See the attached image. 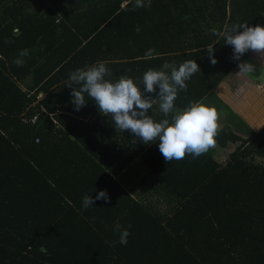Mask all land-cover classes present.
Masks as SVG:
<instances>
[{
	"label": "trees",
	"instance_id": "16d2710c",
	"mask_svg": "<svg viewBox=\"0 0 264 264\" xmlns=\"http://www.w3.org/2000/svg\"><path fill=\"white\" fill-rule=\"evenodd\" d=\"M134 3L0 0V264H264V126L220 125L216 145L233 144L226 162L209 150L166 163L158 141L117 131L87 95L77 111L67 86L71 72L98 61L107 62L106 79L139 82L166 61L178 67L193 59L200 71L175 107L214 96L254 51L235 60L233 47L211 30L264 27V0ZM22 49L29 52L17 66ZM148 114L165 118L158 104ZM137 155L159 180L167 213L113 176ZM101 190L110 201L83 210V197ZM117 223L131 226L126 246L113 243Z\"/></svg>",
	"mask_w": 264,
	"mask_h": 264
},
{
	"label": "clouds",
	"instance_id": "9594fccd",
	"mask_svg": "<svg viewBox=\"0 0 264 264\" xmlns=\"http://www.w3.org/2000/svg\"><path fill=\"white\" fill-rule=\"evenodd\" d=\"M142 7H151V0H135L134 8ZM240 29L243 31H239ZM136 31H140L139 26ZM211 31L223 38L225 44L233 47L235 60H240L249 50L264 55V27L260 25L250 27L248 23H239L225 25L222 31H217L216 28ZM11 42L5 41L6 44ZM206 48L211 63L216 64L213 45ZM28 52V49H22L14 63L23 66L22 58L26 57ZM153 53L154 49H150L147 54ZM106 63L98 61L70 73L67 86L73 88L70 93L71 103L77 111L86 105L87 95L95 101L103 115L111 117L117 131L129 130L144 144L158 141L159 151L166 163L182 160L186 155L197 158L216 146L222 116L216 106L205 103L204 99L192 102L183 109L176 108L174 103L178 93L187 90L186 81L200 71L195 60H186L178 67L175 62L166 61L159 70H147L139 82L126 75L120 76L116 81L106 79L111 76ZM238 66L240 71L237 75L240 76L252 74L254 71V66L250 63H240ZM157 86L159 92L156 99L144 95L155 93ZM239 91L243 92L244 89ZM154 104L159 105V111L165 117L158 122L148 114ZM101 199L110 201L107 190L99 191L95 198L86 194L82 200V209L87 210L94 205L95 200ZM130 227L129 225L124 228L119 223L115 224L114 231L119 233V240L113 243L126 246L131 235Z\"/></svg>",
	"mask_w": 264,
	"mask_h": 264
},
{
	"label": "crops",
	"instance_id": "0c3cea01",
	"mask_svg": "<svg viewBox=\"0 0 264 264\" xmlns=\"http://www.w3.org/2000/svg\"><path fill=\"white\" fill-rule=\"evenodd\" d=\"M248 57L241 63H246ZM254 62L257 64L254 70L260 74H257L256 76V79L259 77L257 79V84L255 83L254 86L253 84L249 85V83L254 82L252 77H240L236 73L234 74L235 76L230 74L212 90L214 96H210L204 100L205 103L216 106L219 112L222 111L223 113H226L227 121L225 124L229 120L233 122H242L239 123L240 130H252L257 132L264 126V74L261 75L262 70H264V55L262 58ZM237 70L240 71L239 67ZM231 77L233 79L241 78L244 80V86L235 90L231 84ZM241 88L244 89L243 92L239 91ZM250 98L253 102L255 101V103L252 111H250L252 115L251 119H248L246 116H242L241 112H243L242 108L247 109L248 99ZM239 119H241V121ZM243 133L241 134L245 136ZM226 148L216 145L210 150L213 152V157L219 162H226V160L230 158V154L226 159H219V157L221 158L222 156L220 150ZM218 155L219 157H217ZM113 176L119 180L128 192H131L132 195L139 197L145 201V203H148L153 209L162 213L168 212L169 207L167 204V198L164 197V194L158 189L159 180H156L155 173L149 170L141 155H137L132 162H128L121 170L115 172Z\"/></svg>",
	"mask_w": 264,
	"mask_h": 264
},
{
	"label": "rangeland",
	"instance_id": "374dc122",
	"mask_svg": "<svg viewBox=\"0 0 264 264\" xmlns=\"http://www.w3.org/2000/svg\"><path fill=\"white\" fill-rule=\"evenodd\" d=\"M262 56L263 55H261V54H258V53H253L251 56H249L248 57V59H247V61H246V63H250V64H252L253 66H254V69H255V67H256V63L254 62V61H256V60H258V59H260V58H262ZM258 58V59H257ZM258 68V67H257ZM239 72V70H237L236 69V74ZM257 74H258V72L257 71H253V73L252 74H248V75H246V76H240V75H238V76H240V77H252V79H253V83H249V85L250 84H253V86L255 85V83L257 84L258 82H257V79L259 78H257L256 79V76H257ZM231 75H233V76H235L233 73L231 74ZM258 75H260V74H258ZM231 79V81H232V87L235 89V90H238L241 86H244V80H242V79H238V78H230ZM233 79V80H232ZM249 85H247V86H249ZM245 87H246V85H245ZM39 97H41V95L39 96ZM254 103H255V101L253 102V100H251V98L250 99H248V104H247V109H243L242 108V111L243 112H241L242 113V116L244 115V116H246L248 119H251V112L250 111H252V108H253V105H254ZM245 112V113H244ZM221 113H222V116H221V118H220V121H219V125H222V124H225V122L227 121L226 119H227V115H226V113H223L222 111H221ZM232 149H233V144H229L228 145V147L226 148V149H223V150H220L221 152H222V156H221V158L219 157V155L217 156V157H219V159L220 160H223V159H226V158H228V156H229V154L231 153V151H232Z\"/></svg>",
	"mask_w": 264,
	"mask_h": 264
},
{
	"label": "built area",
	"instance_id": "2783aa9c",
	"mask_svg": "<svg viewBox=\"0 0 264 264\" xmlns=\"http://www.w3.org/2000/svg\"><path fill=\"white\" fill-rule=\"evenodd\" d=\"M36 139H38V138H36Z\"/></svg>",
	"mask_w": 264,
	"mask_h": 264
}]
</instances>
